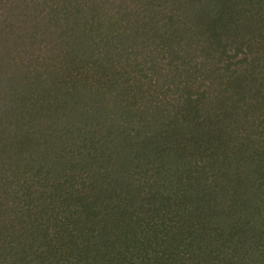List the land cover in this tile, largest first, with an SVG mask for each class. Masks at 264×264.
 <instances>
[{"label": "trees", "instance_id": "trees-1", "mask_svg": "<svg viewBox=\"0 0 264 264\" xmlns=\"http://www.w3.org/2000/svg\"><path fill=\"white\" fill-rule=\"evenodd\" d=\"M0 264H264V0H0Z\"/></svg>", "mask_w": 264, "mask_h": 264}]
</instances>
